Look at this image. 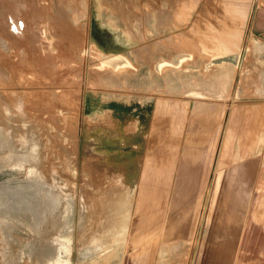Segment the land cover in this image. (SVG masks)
Instances as JSON below:
<instances>
[{
	"label": "rangeland",
	"instance_id": "rangeland-1",
	"mask_svg": "<svg viewBox=\"0 0 264 264\" xmlns=\"http://www.w3.org/2000/svg\"><path fill=\"white\" fill-rule=\"evenodd\" d=\"M224 2L0 0V264H264L262 46Z\"/></svg>",
	"mask_w": 264,
	"mask_h": 264
},
{
	"label": "crops",
	"instance_id": "crops-1",
	"mask_svg": "<svg viewBox=\"0 0 264 264\" xmlns=\"http://www.w3.org/2000/svg\"><path fill=\"white\" fill-rule=\"evenodd\" d=\"M208 7L219 8L222 14L221 22L225 24H246L250 37L259 42L262 47H254L252 56H256L257 62H252V70L257 71L258 75L252 81V87H256V96L264 97L261 88H264V0H225L220 5H208ZM247 33V34H248ZM254 82V83H253ZM256 84V85H255Z\"/></svg>",
	"mask_w": 264,
	"mask_h": 264
}]
</instances>
